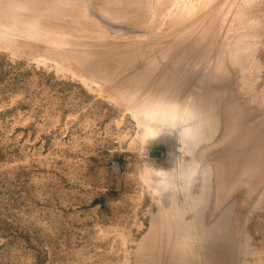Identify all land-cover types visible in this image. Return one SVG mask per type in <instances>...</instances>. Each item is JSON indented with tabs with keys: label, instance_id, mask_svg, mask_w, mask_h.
Segmentation results:
<instances>
[{
	"label": "rangeland",
	"instance_id": "374dc122",
	"mask_svg": "<svg viewBox=\"0 0 264 264\" xmlns=\"http://www.w3.org/2000/svg\"><path fill=\"white\" fill-rule=\"evenodd\" d=\"M173 195L226 222L214 264H264V0H0V264H139Z\"/></svg>",
	"mask_w": 264,
	"mask_h": 264
},
{
	"label": "bare ground",
	"instance_id": "6f19581e",
	"mask_svg": "<svg viewBox=\"0 0 264 264\" xmlns=\"http://www.w3.org/2000/svg\"><path fill=\"white\" fill-rule=\"evenodd\" d=\"M175 109H176V107H175ZM175 109L174 110L173 109L168 110L164 107H161V108H157V109L152 110L150 112V114L155 115L158 119H161L163 121H165V120L166 121H172L178 113ZM215 118L216 117L214 116L210 120L212 127H213V122H214ZM180 137H181L182 142H186L188 138H192L196 141V139H199L200 135H199L198 130H194V128L190 125H185V126H183V128L181 130ZM221 152L219 154L220 157L225 159V161L227 163L228 158L226 159V158H224V156H221ZM224 152H225V150H224ZM217 154L214 155V158H215V156H217ZM196 157H197V155H196ZM216 159H218V158L216 157ZM223 159H221V160H223ZM223 163H224V161H223ZM209 165L204 164L203 166H201L199 161L195 160V162L193 164V171L189 175L187 174V176L184 180L186 183H188L192 179H197V176H195L194 174L197 171V169L200 168V173L202 174L201 175V183H200V191H199L200 196H199V193L196 192L194 189L191 188L189 190V196L191 197L192 200H194V203H192L193 208L195 206H197V204H199V202L202 203V202H204V200L207 201L206 200V197H207L206 194L210 190V186L208 187V174H212V172H213V169H211ZM227 167L228 166H226V168ZM227 170H229V167ZM164 180L161 179V182L163 183ZM173 182H174V177L172 178V180L170 179L169 181H165V184L173 183ZM194 192H196V194ZM173 198L175 199L174 205L172 207L173 211L171 213H169L167 207H161L159 210L158 218L151 223V230L148 233L149 236L147 237L148 238L147 244L144 245L142 252L137 257V262L139 264H158V261L160 258L159 256L162 253L163 247H165V246L167 247L168 245H171L174 247V250L171 251L172 255L170 258L175 259V260L177 259L178 264H188V263H190L191 258H194V255L188 254V251L192 248V246H191L192 242H189L190 237H191V239L196 238L200 242H206L207 244L209 242L215 241L219 247V248H216V250H221V248L224 250L223 255L217 254L216 250H213V249L211 251H208L207 248L204 252H200V255H202V259L205 260L207 262V264H214V259H216L218 257L224 258L225 254L227 252L226 247H227L228 241H229L228 232H227L226 226H225L226 222L224 221V219L220 218L217 223L215 222L216 225L212 228H209V229L204 230L199 226V224L192 227L185 220H182V221H181V219L179 220V216L183 217L184 211L180 208L179 203L177 202V195H173ZM194 211H195L194 217L196 219L200 216L199 207L198 208L195 207ZM176 212H179V213H176ZM204 213H205V211H204ZM170 215L175 216L174 220H171L169 218ZM224 217H225V215H224ZM215 223H213V224H215ZM179 226L182 227V228H180L182 230H181V233L179 235H176L175 233H176V230ZM196 263H197V261H196ZM167 264H176V263L172 262V263H167Z\"/></svg>",
	"mask_w": 264,
	"mask_h": 264
},
{
	"label": "water",
	"instance_id": "95a60500",
	"mask_svg": "<svg viewBox=\"0 0 264 264\" xmlns=\"http://www.w3.org/2000/svg\"><path fill=\"white\" fill-rule=\"evenodd\" d=\"M156 153L159 155L161 153V151L160 150H156Z\"/></svg>",
	"mask_w": 264,
	"mask_h": 264
}]
</instances>
